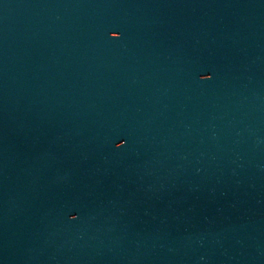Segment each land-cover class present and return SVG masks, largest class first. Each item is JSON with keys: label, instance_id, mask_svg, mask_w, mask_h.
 <instances>
[{"label": "water", "instance_id": "95a60500", "mask_svg": "<svg viewBox=\"0 0 264 264\" xmlns=\"http://www.w3.org/2000/svg\"><path fill=\"white\" fill-rule=\"evenodd\" d=\"M0 264H264V0H0Z\"/></svg>", "mask_w": 264, "mask_h": 264}]
</instances>
